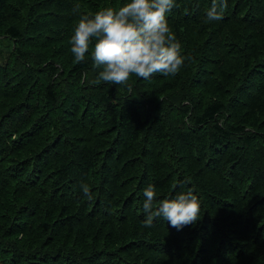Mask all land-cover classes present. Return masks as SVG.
<instances>
[{"label":"trees","instance_id":"16d2710c","mask_svg":"<svg viewBox=\"0 0 264 264\" xmlns=\"http://www.w3.org/2000/svg\"><path fill=\"white\" fill-rule=\"evenodd\" d=\"M127 2L0 0V264H264V0H175L179 72L99 81L74 28ZM149 184L200 219L146 227Z\"/></svg>","mask_w":264,"mask_h":264},{"label":"clouds","instance_id":"9594fccd","mask_svg":"<svg viewBox=\"0 0 264 264\" xmlns=\"http://www.w3.org/2000/svg\"><path fill=\"white\" fill-rule=\"evenodd\" d=\"M174 6L175 0H128L118 10L105 7L92 16L80 15L70 40L74 62H83L91 46L95 66L102 67L99 81L117 85H127L133 75L148 80L154 73L177 74L185 57L166 19ZM227 8L228 0H211L207 19L222 20ZM81 188L90 197L88 186ZM144 197L146 227L161 218L180 230L200 219L201 201L191 189L157 205L155 188L149 184Z\"/></svg>","mask_w":264,"mask_h":264},{"label":"rangeland","instance_id":"374dc122","mask_svg":"<svg viewBox=\"0 0 264 264\" xmlns=\"http://www.w3.org/2000/svg\"><path fill=\"white\" fill-rule=\"evenodd\" d=\"M1 50H3V47H2V49H0V51H1Z\"/></svg>","mask_w":264,"mask_h":264}]
</instances>
